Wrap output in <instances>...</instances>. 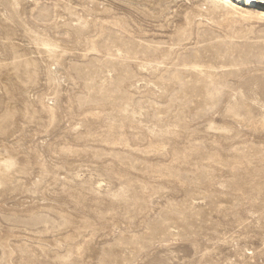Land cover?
Here are the masks:
<instances>
[{
  "label": "rangeland",
  "instance_id": "obj_1",
  "mask_svg": "<svg viewBox=\"0 0 264 264\" xmlns=\"http://www.w3.org/2000/svg\"><path fill=\"white\" fill-rule=\"evenodd\" d=\"M256 3L0 0V264H264Z\"/></svg>",
  "mask_w": 264,
  "mask_h": 264
},
{
  "label": "bare ground",
  "instance_id": "obj_2",
  "mask_svg": "<svg viewBox=\"0 0 264 264\" xmlns=\"http://www.w3.org/2000/svg\"><path fill=\"white\" fill-rule=\"evenodd\" d=\"M213 7H212V11L209 15H211L212 17L211 18H216L217 17V14L218 12H221L222 10L224 9H227L229 10L230 12L229 13H236V14H242V11L239 9V7H244L246 6L247 7H252V6H256L257 5V1L258 0H210ZM131 2V1H129ZM121 5V4H120ZM120 5H114L116 9H121V10H124V8L122 7H125V6H120ZM127 8V7H126ZM118 9V10H119ZM127 10V9H125ZM249 11H247L248 13ZM116 14V12H111V17H113V15ZM249 15V14H248ZM198 16V15H196ZM201 16V15H199ZM207 18V17H205ZM117 27V22L115 24H111V31L112 29H116ZM123 26H120L118 28V30H122ZM138 36V35H137ZM138 37H141V38H148V36H138ZM122 42L126 48V51L128 53L132 52L133 54H138V53H142L144 54L145 56H148L150 53H151V49H150V45H149V41H145V44L140 46V47H143V48H140L139 46H135V44L131 41V38L129 39H126V38H122L121 34H118V32H115V35H111V46H119L118 44ZM258 55L260 57H263L264 56V50L263 49H260V51L258 52ZM197 55H195L194 58H196ZM149 62H151V60L147 61V63L149 64ZM185 64L184 66L188 67V68H192V69H199V65H198V62H197V59H194V60H185ZM148 64L145 65V75H152V70L150 67H148ZM157 67V66H156ZM155 67V68H156ZM154 68V69H155ZM157 69V68H156ZM160 69V68H159ZM158 71V70H157Z\"/></svg>",
  "mask_w": 264,
  "mask_h": 264
}]
</instances>
